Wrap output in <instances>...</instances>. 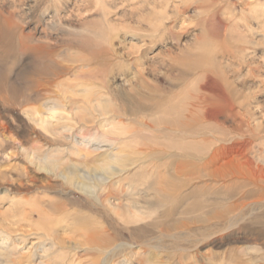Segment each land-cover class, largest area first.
Wrapping results in <instances>:
<instances>
[{
	"label": "rangeland",
	"instance_id": "1",
	"mask_svg": "<svg viewBox=\"0 0 264 264\" xmlns=\"http://www.w3.org/2000/svg\"><path fill=\"white\" fill-rule=\"evenodd\" d=\"M217 147L264 169V0H0V264H264Z\"/></svg>",
	"mask_w": 264,
	"mask_h": 264
},
{
	"label": "bare ground",
	"instance_id": "2",
	"mask_svg": "<svg viewBox=\"0 0 264 264\" xmlns=\"http://www.w3.org/2000/svg\"><path fill=\"white\" fill-rule=\"evenodd\" d=\"M253 159L254 158L251 156V154L246 155L242 151H240V149H235V148H231V147L230 148L217 147L212 151V153L210 154V157L206 160V162L204 163V166L202 168L217 165L218 167H215V171H217V172H231V173H239V174L244 173L247 176L249 174L250 175L249 184L253 185L257 188V187H260L259 181H261V182L264 181V169L260 166L255 165V162ZM184 163L180 164L178 167L181 169L182 173L184 171H186V170H184V169H186V167L196 166L195 163H188L187 165H185ZM113 175L114 174H112V176H110V177L101 176L97 180L102 183V182H106V180L110 179V181H108V184H109V182L112 181L111 179H112ZM106 203L108 206L112 207V209L113 208L115 209V207H117L118 204L121 203V201L117 202V201L112 200L108 197V198H106ZM253 204L256 205V202H253ZM47 235L48 234H43L41 237H47ZM7 244H8V239L0 242V246H4ZM53 245L54 244H50V246L44 250L43 254L45 255V258L47 256V253L52 251ZM18 246H19V244L14 242L13 247L17 248ZM41 258L43 259L41 261L44 262L45 260H44L43 256Z\"/></svg>",
	"mask_w": 264,
	"mask_h": 264
}]
</instances>
